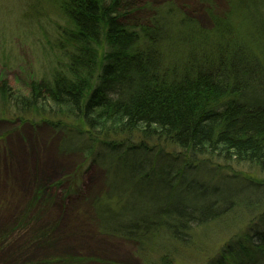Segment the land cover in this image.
Here are the masks:
<instances>
[{
    "label": "trees",
    "instance_id": "1",
    "mask_svg": "<svg viewBox=\"0 0 264 264\" xmlns=\"http://www.w3.org/2000/svg\"><path fill=\"white\" fill-rule=\"evenodd\" d=\"M52 4L66 19L50 48L61 52L58 64L46 78L34 80L28 94L3 83L0 99L23 113L48 111L81 120L88 127L91 148L101 145L103 159L119 156L124 165L139 168L134 172L143 186L156 179L173 190H185L178 207L169 205L167 195L156 196L151 207L140 216H130L124 225L115 219L117 202L111 191L103 195L109 197L107 202L102 196L93 205L102 228L149 249L158 241L164 246L170 241L189 243L195 226L217 217L212 203L229 207L231 195L221 192L209 198L205 184L182 168L175 172L160 156L161 147L145 142L250 164L264 173V42L259 48L261 42L250 35L246 41H234L227 29L232 10L227 19L213 15L216 28L208 32L173 7L161 9L147 24H133L130 16L139 8L133 0H53ZM246 17L245 22L254 23L251 29L260 31L257 36H264V19ZM222 30L230 34L207 44ZM186 35L202 47L207 45L204 51L195 49L188 60V48L181 46ZM168 46L176 50L173 56ZM135 133L141 138L138 146L121 144L125 140L118 137ZM194 187H201L199 193L207 197L201 199ZM261 225L245 240L235 239L228 251L232 260L225 257V262L209 264H264L262 220Z\"/></svg>",
    "mask_w": 264,
    "mask_h": 264
},
{
    "label": "rangeland",
    "instance_id": "2",
    "mask_svg": "<svg viewBox=\"0 0 264 264\" xmlns=\"http://www.w3.org/2000/svg\"><path fill=\"white\" fill-rule=\"evenodd\" d=\"M133 1L139 6L130 16L133 24H147L161 9L173 7L182 18L208 32L216 28L213 15L227 19L232 10L227 28L234 35L232 39L246 41L250 35L261 42L259 48L263 46L264 36H257L260 31L251 29L254 23L245 21L251 14L264 19V0H232L233 8L230 0ZM52 2L0 0V85L6 83L15 92L28 94L31 83L46 78L58 64L61 52L50 48L66 19ZM228 31L212 35L207 44H214L216 37L228 36ZM226 39L230 41L231 37ZM184 44L190 53L187 60L195 49L207 48L189 35L181 46ZM167 50L172 56L176 52L169 46ZM89 136L81 120L48 111L23 113L0 99V264L225 262V257L232 260L233 254L228 251L235 239L245 240L250 231L262 226L264 173L257 167L217 156H194L166 143L146 141L149 147H161L160 156L168 167L175 172L182 168L205 184L203 187L211 192L209 198L227 192L234 202L230 198L229 207L213 202L217 217L195 226L189 243L170 241L164 246L158 241L149 249L112 234L97 223L99 218L94 215L93 205L103 195L112 191L117 202L115 219L124 225L127 218L140 216L144 208L151 207L156 196L167 195L169 205L178 207L185 190H173L164 180L157 183L156 179L143 186L134 172L139 168L124 165L119 156L116 160L103 159V147L91 148ZM118 138L125 140L122 145L135 146L141 139L137 133ZM194 188L202 192L201 187ZM199 195L201 199L207 197ZM103 197L105 202L109 200Z\"/></svg>",
    "mask_w": 264,
    "mask_h": 264
}]
</instances>
